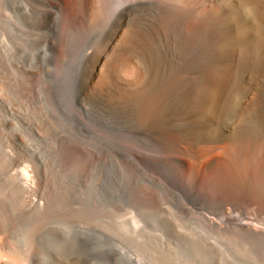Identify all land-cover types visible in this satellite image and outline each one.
I'll list each match as a JSON object with an SVG mask.
<instances>
[{
	"label": "rangeland",
	"instance_id": "rangeland-1",
	"mask_svg": "<svg viewBox=\"0 0 264 264\" xmlns=\"http://www.w3.org/2000/svg\"><path fill=\"white\" fill-rule=\"evenodd\" d=\"M45 12L42 0H0V210L34 227L30 263L264 264V239L239 233V218L264 223V212L210 186L252 193L254 182L218 171L195 182L200 138L190 156L160 161L129 123L82 107L83 52L110 22L60 48L59 17L46 26ZM214 40L210 30L208 54ZM225 117L205 150L231 149L230 131L241 149L264 137L263 113L236 129Z\"/></svg>",
	"mask_w": 264,
	"mask_h": 264
},
{
	"label": "bare ground",
	"instance_id": "bare-ground-1",
	"mask_svg": "<svg viewBox=\"0 0 264 264\" xmlns=\"http://www.w3.org/2000/svg\"><path fill=\"white\" fill-rule=\"evenodd\" d=\"M42 2L46 26L59 17L60 48L110 22L83 52L82 107L129 123L154 146L160 161L175 163L179 153L190 156L200 138L207 154L196 158L188 178L200 183L204 173L214 171L232 174L238 183L239 177L250 178L256 186L252 193L221 187L223 182L210 184L211 190L239 204L253 202L264 212V137L254 142L247 136L241 149L230 131L231 149L205 150L223 113L235 129L245 112L264 115V0ZM210 30L215 34L212 54L204 50ZM144 158L150 161L151 154ZM239 233L264 239V223L239 218ZM35 239L30 223L0 210V264H31Z\"/></svg>",
	"mask_w": 264,
	"mask_h": 264
}]
</instances>
